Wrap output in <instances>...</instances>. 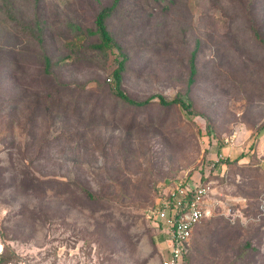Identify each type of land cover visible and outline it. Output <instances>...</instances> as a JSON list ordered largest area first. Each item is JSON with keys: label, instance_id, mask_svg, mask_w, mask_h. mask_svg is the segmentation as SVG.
Instances as JSON below:
<instances>
[{"label": "rangeland", "instance_id": "rangeland-1", "mask_svg": "<svg viewBox=\"0 0 264 264\" xmlns=\"http://www.w3.org/2000/svg\"><path fill=\"white\" fill-rule=\"evenodd\" d=\"M111 2L0 0V264H160L157 190L201 176L183 264H264V0H120L108 17L129 98L181 95L195 116L116 97L118 50L87 32Z\"/></svg>", "mask_w": 264, "mask_h": 264}, {"label": "built area", "instance_id": "built-area-1", "mask_svg": "<svg viewBox=\"0 0 264 264\" xmlns=\"http://www.w3.org/2000/svg\"><path fill=\"white\" fill-rule=\"evenodd\" d=\"M210 184L181 178L156 196L152 215L165 229L168 240L160 264H183L195 226L209 213ZM3 247L0 239V255Z\"/></svg>", "mask_w": 264, "mask_h": 264}, {"label": "trees", "instance_id": "trees-1", "mask_svg": "<svg viewBox=\"0 0 264 264\" xmlns=\"http://www.w3.org/2000/svg\"><path fill=\"white\" fill-rule=\"evenodd\" d=\"M119 2H120V0H112L111 4H109L107 6H102L95 16V20H94L95 29L87 31L88 34H96L98 36V41L95 44H93L94 49L99 50V51H107V50H111V49L115 48L118 50V55L121 58L117 59V67L112 71V78L114 81V94L116 95V97L120 100H124L125 102H128L129 104L137 106V107H142V106L148 105L152 101L153 98L157 97L160 105H162L164 107L178 106L188 116L189 115H193V116L198 115V113L195 111V109L193 107V103L191 102V100H189L188 98H185L184 96L176 95L175 97H173L171 99H166L162 95H156V96L148 97L142 101H135V100L129 98V96L121 88L122 73L125 70L126 56L123 53L121 46L116 42V40L114 39V37L112 36V34L110 33V31L107 27V19L113 13V11L116 10ZM191 60L193 62L194 53H192V59ZM45 61L48 62V59L45 58ZM194 72H195V66L192 63L191 75H193ZM263 130H264V124L257 128L256 134L259 135L260 132ZM253 148H255V144L251 143L249 146V149L253 150ZM244 157H245V154L240 153L235 158V161L237 162ZM228 160L229 159L226 158L224 161H220V163L229 162ZM189 178L190 177H188L187 179H189ZM199 181H200V183H207L208 182V181H206V177H202V176L200 177ZM165 187H166V185L165 186L163 185L161 188H158L156 196L159 194H162V191ZM156 196H155V198H156ZM1 235H2V228H0V236ZM5 249H6V247L4 245L3 252L0 255V261L4 255V253H5ZM188 255H189V250H188L187 254L184 255L183 262L188 257Z\"/></svg>", "mask_w": 264, "mask_h": 264}]
</instances>
